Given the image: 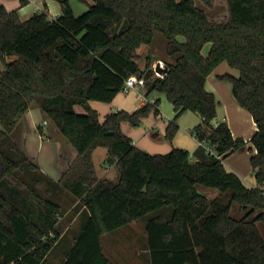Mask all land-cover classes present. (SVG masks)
Here are the masks:
<instances>
[{"label": "trees", "instance_id": "trees-1", "mask_svg": "<svg viewBox=\"0 0 264 264\" xmlns=\"http://www.w3.org/2000/svg\"><path fill=\"white\" fill-rule=\"evenodd\" d=\"M58 1L62 14L53 20L39 12L21 21L0 4V264H46L64 228L63 207L53 199L60 189L80 197L88 211L63 264H114L103 251V235L138 219H146L151 264H264V0H218L227 5L218 14L196 0H93L79 15L69 0ZM201 1L213 8L217 0ZM157 32L174 58L162 76L149 56L139 64L138 50L152 45ZM224 61L239 76L219 79L232 83L234 99L257 125L248 140L256 149L253 188L224 165L248 141L234 137L226 120L214 123L219 102L206 88ZM131 75L144 78L147 95L164 93L173 104L168 139L186 110L202 118L192 133L203 145L193 155L181 148L152 154L123 132V122L139 126L150 112L158 114L159 99L100 121L90 100L111 102ZM33 104L78 152L59 181L14 138ZM99 146L107 148L118 182L97 177ZM198 185L221 195L211 200ZM234 204L240 216L232 215Z\"/></svg>", "mask_w": 264, "mask_h": 264}, {"label": "crops", "instance_id": "crops-1", "mask_svg": "<svg viewBox=\"0 0 264 264\" xmlns=\"http://www.w3.org/2000/svg\"><path fill=\"white\" fill-rule=\"evenodd\" d=\"M69 1L76 15L85 12L93 2V0H77L76 6L72 0ZM0 4H3L9 11L16 10L21 21H26L35 13L39 12H47L51 20L58 18L62 14V8L58 0H28L24 4L21 3V0H0ZM141 48L138 50L139 55H141ZM10 58L11 57H7L8 61H10ZM166 62H174V58L165 54V57L159 59L157 64L160 63L164 65L163 67H166ZM145 63L146 60L143 66L139 64L141 67H144ZM220 67L221 65L216 67L206 80L207 90L213 92L219 102L217 106V117L214 123L217 124L222 120H226L234 137H242L248 141L253 135V132L257 130V125L252 115L234 99L232 94V83L219 79L220 75L226 73L238 77L239 70L236 68H233L235 69L233 70L231 67L218 70ZM3 69L4 64L0 61V71ZM142 89L143 88H137L130 92L122 90L111 102L90 100V106L98 111L100 121H104L105 117L112 112L126 110L132 113L151 100L159 99L158 114L152 111L153 116L150 115L148 118L144 119L139 126H132L127 121L123 122V132L132 139L136 146L152 154H164L170 152L174 148L185 149L193 153L200 145V142L192 133V128L198 123H202V118L192 110L183 112L177 120L179 126L178 131L174 139L169 142L166 138V134L169 122L174 119L176 115V111L173 110L174 106L173 109H171L169 106L165 108V105H163L164 111H162L161 96H163V94L152 92L147 95L146 87L143 89L144 92ZM143 93H145V96ZM76 110L79 113L85 112L84 108L81 106H77ZM230 110L237 116V119H234L231 115H227L230 114ZM188 121H190V123H188ZM250 123L253 132L246 135L244 132ZM13 135L15 140L30 158L54 181H59L62 177V173L67 170L78 157L77 150L64 138L55 124L49 121L45 113L35 104L30 106L25 117L13 132ZM45 147L47 150L46 157H48L46 159L39 151ZM255 153V147L248 141L245 148L230 153L224 159L225 167L229 171L236 173L249 188L257 186L255 174L250 164V158ZM107 157L108 150L106 147L99 146L93 151V161L97 177L99 179L107 178L113 182H118L120 174L118 180H116L115 176L112 178L113 173L116 175L114 170L116 171L118 169L115 164L108 163ZM97 160L100 162L99 167L97 165ZM241 164H245V167H242ZM55 191L53 199L59 202L62 207L66 206L63 216L68 218L67 221L64 222V228L59 238L46 257V264L64 263L68 251L72 248L88 217V211L82 204L80 197H75L67 190L60 189ZM200 192L206 195L203 191L200 190ZM218 192L215 193L213 197H207L211 200L219 197L221 193ZM238 209L237 204H234L232 206V215L236 216ZM165 211L168 212V210ZM116 236H119V238L115 239ZM111 238L119 244L127 243L130 252L123 255L113 254L112 252L114 249L110 251L107 248V242L112 240ZM102 245L105 255L114 264H151L150 251L147 246L148 234L146 231V219L135 220L113 232L106 233L102 237Z\"/></svg>", "mask_w": 264, "mask_h": 264}, {"label": "rangeland", "instance_id": "rangeland-1", "mask_svg": "<svg viewBox=\"0 0 264 264\" xmlns=\"http://www.w3.org/2000/svg\"><path fill=\"white\" fill-rule=\"evenodd\" d=\"M73 2H74V5H76L77 6V0H72ZM87 1H90V0H87ZM196 4L199 6V7H201L202 9H204V10H206V11H208L209 13H211V14H218V13H221V12H223V11H225L226 9H227V5L225 4V3H223V2H221V1H216L215 2V4H214V6H213V8H209V7H207L205 4H203L202 3V1L201 0H196ZM180 40H184V37L183 36H180ZM166 44H167V41H166V39L164 38V36H163V34L162 33H160V32H157L156 33V36H155V39H154V42H153V44L152 45H144V46H142V48H141V51H140V53H141V55H140V57H139V63L140 64H142V66L144 65V62H145V60L147 59V57L149 56V58L151 59V66L155 69V67H156V64H157V62H159V59H162V57H165V54H167L166 53ZM210 49H211V43H207L204 47H203V49H202V54L203 55H207L208 53H209V51H210ZM14 59V57H11L9 60L11 61V60H13ZM8 60V59H7ZM221 65V67L218 69V70H222V69H226V67H228V68H230L231 66H229L228 64H227V62L226 61H224V63H222V64H220ZM162 66H164L163 64H162ZM217 67H219V65L217 66ZM223 67V68H222ZM232 68V67H231ZM233 69V68H232ZM233 70H235V69H233ZM226 71V70H225ZM157 74V73H156ZM139 89H141V88H139ZM143 90V89H142ZM143 92H144V90H143ZM145 93H143V95H144ZM160 94H163V96H161V109H162V111H164L163 110V105H165L164 107L166 108V106H169L171 109H173V105H172V103H171V101L166 97V96H164L165 94L164 93H160ZM223 103V102H222ZM174 110V109H173ZM224 111V110H223ZM100 113H102V112H100ZM152 113L153 112H150L147 116H145L144 118H143V120L144 119H146V118H148L150 115H152ZM101 115H103V114H101ZM227 115H231V117H233L234 119H237V116L233 113V111L232 110H230V114H227ZM153 116V115H152ZM224 116V115H223ZM143 120H142V122H143ZM173 120V119H172ZM178 120V119H177ZM188 123H190V121H188ZM142 124V123H141ZM140 124V125H141ZM198 124H200V123H198ZM197 124V125H198ZM197 125H195V126H197ZM194 126V127H195ZM193 127V128H194ZM248 128H246V130H245V134L247 135V134H249V133H252L253 132V129H252V127H251V123H250V125L249 126H247ZM193 128H192V130H193ZM255 132H253V134H254ZM167 138V137H166ZM168 139V138H167ZM174 139V138H173ZM172 139V140H173ZM172 140H170V139H168V141L169 142H171ZM40 151V153H41V155L42 156H45V159L46 158H48V157H46V147L45 148H43L42 150H39ZM168 153V152H167ZM164 154H166V153H164ZM192 155H193V153H191ZM99 160H97V165H98V167H99ZM251 164V163H250ZM241 166L242 167H245V164H241ZM114 172H115V174L116 175H114V173L112 174V178L115 176L116 177V180H118V176H119V172H118V170H114ZM199 186V188H200V190L201 191H203L204 193H206V196H208V197H213V195L215 194V193H217L219 190L218 189H216V188H209V187H204V186H202V185H198ZM218 190V191H217ZM219 193V192H218ZM66 208V206H63V209H62V221H67V218L68 217H66V216H63L64 215V213H65V209ZM236 215H238V216H240L241 215V213L238 211L237 213H236ZM74 226V225H73ZM75 228L77 229V226L75 225ZM74 228V229H75ZM262 232L264 233V225H262ZM119 238V236H116L115 237V239H118ZM112 239V238H111ZM107 248H108V250H110V251H112L113 249H114V251L112 252L113 254H120V255H123V254H126V253H129L130 252V250H129V247L127 246V243H121V244H119V243H117V242H115V240H110V241H108L107 242Z\"/></svg>", "mask_w": 264, "mask_h": 264}, {"label": "built area", "instance_id": "built-area-1", "mask_svg": "<svg viewBox=\"0 0 264 264\" xmlns=\"http://www.w3.org/2000/svg\"><path fill=\"white\" fill-rule=\"evenodd\" d=\"M157 75L162 76L163 74L157 72ZM145 87H146V85H145L144 78H141L137 75H131L130 77H128L125 80L123 90L125 92H130V91L135 90L137 88L145 89ZM150 102L155 103V100H151ZM200 145H203V143L200 142ZM204 146L208 149V151H210L211 153H214V149L211 148L209 145H204Z\"/></svg>", "mask_w": 264, "mask_h": 264}, {"label": "water", "instance_id": "water-1", "mask_svg": "<svg viewBox=\"0 0 264 264\" xmlns=\"http://www.w3.org/2000/svg\"><path fill=\"white\" fill-rule=\"evenodd\" d=\"M156 72L158 73H161V74H164L168 71V68L167 67H163L160 63H158L156 65V68H155Z\"/></svg>", "mask_w": 264, "mask_h": 264}]
</instances>
